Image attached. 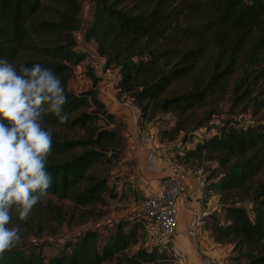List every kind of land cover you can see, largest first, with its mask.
<instances>
[{
	"label": "trees",
	"instance_id": "1",
	"mask_svg": "<svg viewBox=\"0 0 264 264\" xmlns=\"http://www.w3.org/2000/svg\"><path fill=\"white\" fill-rule=\"evenodd\" d=\"M0 0V56L17 66L40 63L58 75L65 88L68 116L59 124L46 115L45 126L82 130L79 137L52 130L47 158L52 176L48 196L75 206L104 202L108 178L102 167L117 161L124 147L120 125L93 90L71 89L75 68L94 41L105 69H118L120 95L133 99L141 120L172 113L177 121L166 134L203 128L229 91L233 104L246 103L253 115L264 109L255 96L264 82V0ZM83 30L79 37L78 32ZM239 74V76H238ZM237 75L234 81L233 76ZM184 162H212L209 186L219 188L225 217L211 216L215 241L233 245V264H264V123L238 126L227 120L219 131L179 153ZM251 206V209L248 208ZM58 216L63 212L58 207ZM141 225L120 220L99 245L88 230L67 245L68 253L49 257L16 247L0 252V264H105L139 242ZM165 251L140 249L128 260L150 264Z\"/></svg>",
	"mask_w": 264,
	"mask_h": 264
},
{
	"label": "rangeland",
	"instance_id": "2",
	"mask_svg": "<svg viewBox=\"0 0 264 264\" xmlns=\"http://www.w3.org/2000/svg\"><path fill=\"white\" fill-rule=\"evenodd\" d=\"M82 1L85 7L83 16L86 19L88 17V9L86 7L89 0ZM78 46L79 49H82L81 52H85L89 55L88 51L85 50L86 48L88 49V46L82 39L80 40ZM89 49H91V47H89ZM89 58L93 62L94 66L99 64V61L97 59H93L90 55ZM87 73H89L88 70ZM236 77L237 75H234L232 81H234ZM84 85L85 83L78 86L76 80H74L71 89L74 91H79L80 89H84ZM90 88L91 87H89L88 89ZM232 94V91H229L218 106H211L208 104L206 107L198 109L197 111L192 113V118L199 119L204 111L208 110L210 107L216 109V114L211 116V120L207 122L203 128H199L188 133L181 132L176 135L170 133L162 137L161 132L164 130L172 129L175 122L177 121V117L172 113H159L151 121H148L146 118H143V120H141L140 117L142 128L148 131H152L156 136V139L160 143H169L171 146L170 151H172L176 156L177 154L183 153L184 151L194 147V144L197 141L210 137L212 134L218 132L223 122L227 120L238 123L239 127L241 125H248L254 122L264 123V109H262L261 112H259L257 115H253L248 104H233ZM254 95L257 97H264V82H261L258 85V88L256 89ZM116 123L117 125H120V130L124 140V147L122 150V154L117 161H114L109 166L102 167L104 170V174L108 178V191L104 195V202L97 203L96 205L77 207L70 200L58 201L55 197L48 196L45 200H40L36 205L33 206L32 210L25 220L20 221L16 218L15 215L12 217L10 224H15L19 227L20 236L19 241L13 247L23 250L26 254H30L33 251H41L42 255L47 261L49 257H53L64 252L68 253L70 250L67 245L72 241L78 240L81 235L88 230L98 231L99 245L102 246L104 241L108 238V221L118 222L119 220H122L128 226L132 225V223L125 221L124 217L117 216L116 218H111V214L113 211H117V208H122L120 207V205L116 204L115 201H121L122 204L125 202H129L133 204V207L136 208L134 212L136 214V217L133 221V224L138 223L141 225L140 239L138 243L132 245L114 261L107 262L105 264H142L128 260V258L132 257L140 249H146L148 251L157 249L158 254L163 250L165 251V258L158 259L157 261L150 264H177V259L174 255V252L171 250L170 245H167L165 242H159L152 227H148L147 221L145 220L141 209L142 202L145 196L136 194L137 196L135 199H132V201H128L125 196L118 198V193L114 191L113 183L121 175L120 173L123 171V167L125 166V164L127 165L128 170H130L129 165L138 167V165H135L133 160L123 159L125 144L127 141V137L124 135L126 127L124 123L117 120ZM50 129L60 133L61 135L64 134L71 137H79V135H82L83 133V131L79 129ZM193 164L197 166L198 162H194ZM212 165V162H206L202 163L200 167L204 168V170L207 172V175H210ZM215 181L216 177L210 180L211 183H214ZM212 185L215 186V184ZM217 190L219 192V188H217ZM53 205H55L56 208L58 207L62 210V220L58 216L57 209H55ZM248 208L251 209V206L248 205ZM224 217L225 214L223 218Z\"/></svg>",
	"mask_w": 264,
	"mask_h": 264
},
{
	"label": "clouds",
	"instance_id": "3",
	"mask_svg": "<svg viewBox=\"0 0 264 264\" xmlns=\"http://www.w3.org/2000/svg\"><path fill=\"white\" fill-rule=\"evenodd\" d=\"M66 102L62 81L52 70L40 63L17 66L0 56V252L20 239L12 217L25 220L48 194L53 132L44 119L52 115L64 124Z\"/></svg>",
	"mask_w": 264,
	"mask_h": 264
},
{
	"label": "crops",
	"instance_id": "4",
	"mask_svg": "<svg viewBox=\"0 0 264 264\" xmlns=\"http://www.w3.org/2000/svg\"><path fill=\"white\" fill-rule=\"evenodd\" d=\"M89 5L90 3L88 2L87 9ZM84 43L88 46V49L86 48L85 50L97 51V44L94 41H84ZM77 49L80 52L82 50L79 49V46ZM102 61L105 62V58ZM87 70L89 73H87ZM118 79V69L104 68L102 71H99L95 68L89 56L75 68L74 80H76L78 86L85 83L84 89L79 88L80 90L76 92L93 90L96 97L104 103L108 113L113 114L115 120L125 124L126 130L124 131V135L127 137V141L123 159L133 160L138 167H133L127 163L130 167V170H128L125 164L123 171L120 173L121 175L115 180L113 186L114 191L118 193V198L125 196L128 201H132V199L136 198V194L147 197L158 191L162 179L171 172L167 158L175 155L170 151V144L165 142L160 143L150 130L155 139L154 144L145 143L138 138L139 130L143 129L141 120L137 118L134 111L123 104L122 101L125 97L117 93L115 88ZM89 87L91 88L88 89ZM186 166L193 169L199 168L193 162L187 163ZM176 173H180V171L177 170ZM209 185L210 181L206 187L202 188L200 176L198 175L184 176L182 199L177 203L176 216L177 233H183L184 236L179 238L177 234L167 244L170 245L171 250L174 252L177 264H210L209 260L212 258L218 260L217 264L234 263L232 260L235 255L233 253V245L219 243L215 241L211 234V216L223 217L225 212L222 210L217 187L213 188V186ZM120 202L115 201L122 208H117V211H113L111 218L113 219L117 216L124 217L125 221L133 223L136 217L134 213L136 208L129 202L123 204ZM204 209L208 211L209 216L205 218L199 227L197 237L193 238L187 235L186 232L191 227L195 212ZM117 223L112 221L107 222V228L109 229L107 235L114 230Z\"/></svg>",
	"mask_w": 264,
	"mask_h": 264
},
{
	"label": "built area",
	"instance_id": "5",
	"mask_svg": "<svg viewBox=\"0 0 264 264\" xmlns=\"http://www.w3.org/2000/svg\"><path fill=\"white\" fill-rule=\"evenodd\" d=\"M83 33V30H80L78 32L79 37L82 36ZM80 40L81 37L79 38V41ZM88 53L93 59L99 61V64H97L95 68L102 71L105 65V62L102 61L104 58L98 55L95 51L89 50ZM115 88L117 93H120L118 80L116 81ZM122 96L125 97V99H123L124 101H122L123 104L134 111L135 115L140 120V111L133 99L127 98L125 95ZM138 138L148 144L155 143L153 134L145 129L139 130ZM167 163L171 167V172L162 179L160 188L157 192L144 198L141 207L146 221H148L149 226H151L156 233L159 242H165L166 244L178 234L176 217L177 203L182 199L184 176L192 174L200 176V184L202 188L206 187L209 183L207 172L202 167L196 169L188 167L175 156L168 157ZM177 170H179L180 173H176ZM208 216L209 213L206 209L195 212L191 227L186 234L193 238L197 237L199 227ZM183 236V233L178 234L179 238H182ZM217 262L218 260L216 258L209 260L210 264H217Z\"/></svg>",
	"mask_w": 264,
	"mask_h": 264
}]
</instances>
